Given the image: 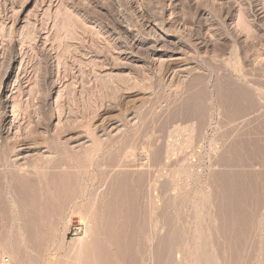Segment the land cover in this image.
<instances>
[{
    "label": "rangeland",
    "instance_id": "rangeland-1",
    "mask_svg": "<svg viewBox=\"0 0 264 264\" xmlns=\"http://www.w3.org/2000/svg\"><path fill=\"white\" fill-rule=\"evenodd\" d=\"M0 170V264H264V0H0Z\"/></svg>",
    "mask_w": 264,
    "mask_h": 264
},
{
    "label": "bare ground",
    "instance_id": "bare-ground-1",
    "mask_svg": "<svg viewBox=\"0 0 264 264\" xmlns=\"http://www.w3.org/2000/svg\"><path fill=\"white\" fill-rule=\"evenodd\" d=\"M73 32H74V31H73ZM65 33H66V32H65ZM62 37H63V36H62ZM64 39H65V37H64ZM77 39H78V38H77ZM33 40H34V39H33ZM69 40H70V39H69ZM72 40H73V39H72ZM74 40H75V39H74ZM79 41H81V40L79 39ZM80 44H81V43H80ZM82 47H83V46H82ZM84 48H85V47H84ZM89 48H90V49H88L89 51H88L87 53H89V54H91V55H92L93 53H96V51L93 50L92 47H89ZM65 51H66V50H65ZM69 52H70V51H69ZM76 52H77V51H76ZM67 54H68V53H67ZM97 54H98V53H97ZM97 54H96V55H97ZM64 55H65V57H66V54H64ZM64 55H63V56H64ZM74 55H75V54H74ZM69 56H70V55H69ZM67 57H68V56H67ZM67 57H66V58H67ZM72 57H73V56H72ZM68 58H69V57H68ZM73 58H74V57H73ZM70 59H71V58H70ZM106 59H107V58H106ZM106 59H105V60H106ZM64 60H65V59H64ZM67 60H68V59H66L65 62H68ZM111 64H112V62H111ZM105 65H108V66H109V65H110V60H109V61L106 60V64H105ZM110 66H111V65H110ZM85 67H86V66H85ZM24 72H25V71H24ZM24 72H23V73H24ZM92 73H93V72H92ZM92 73H90V74H92ZM140 73H141V72H140ZM92 75H93V74H92ZM92 75H90V76H92ZM68 76H69V74H68ZM95 77H96V76H95ZM19 78H20V77H19ZM83 78H84V77H83ZM89 78H90V77H89V75H88V79H89ZM96 78H97V77H96ZM90 79H91V78H90ZM92 79H93V77H92ZM97 79H98V78H97ZM25 80H26V79H25ZM84 80H85V79H84ZM86 81L88 82V80H86ZM89 81H90V80H89ZM91 81H93V80H91ZM109 81H110V80H109ZM111 81H112V83H111V82H107V83H106V86H107L106 88H107V89H110V90L113 89V86H115V84H116V87H117V86H118V87H121L122 90H123V89H124V90H125V89L133 90V89H131V88H134V90H135L136 88L138 89V87L141 86V84H142L141 82H139V83H141L140 85H139V84H136V85L134 84L135 86L138 85V87H135L132 83L130 84V80H129L126 76H125V77H124V76H123V77H121V76H120V77H119V76H116V77H115V76H114V77H112V80H111ZM84 82H85V81H84ZM94 82H96V81L94 80ZM82 83H83V82H82ZM85 83H86V82H85ZM133 83H134V82H133ZM16 84H17V83H16ZM99 84H100V83H99ZM17 85H18V84H17ZM84 85H85V84H84ZM94 85H95V83H94ZM94 85H93V87H94ZM82 86H83V85H82ZM86 86H87V85H86ZM91 86H92V85H90V87H91ZM102 86H103V85H102ZM104 86H105V85H104ZM130 86H132V87H130ZM11 87H12V86H11ZM88 87H89V86H88ZM118 87H117L116 89H118ZM15 88H16V87H15ZM84 88H85V86H84ZM95 89H96V87H95ZM114 89H115V87H114ZM119 89H120V88H119ZM119 89H118V90H119ZM88 90H89V88H88ZM110 90H109V91H110ZM134 90H133V91H134ZM140 90H142V89L140 88ZM143 90H144V89H143ZM109 91H108V92H109ZM120 91H121V90H120ZM138 91H139V90H138ZM84 92H85V91H84ZM91 92L93 93L94 91H91ZM113 92H114V91H113ZM72 93H73V92H72ZM82 93H83V92H82ZM92 93H91V94H92ZM105 93H106V92H105ZM116 93H118V92H116ZM87 94H88V93H87ZM89 94H90V93H89ZM118 94H120V93H118ZM85 95H86V94H85ZM92 95H93V94H92ZM109 95H111V94H109ZM114 95H115V94H114ZM86 96H87V95H86ZM73 97H74V96H72V99H73ZM93 97H94V95H93ZM103 97H104V96H103ZM114 97H115V96H114ZM68 99H69V98H68ZM76 100H77V99H76ZM98 101H99V100H98ZM71 102H72V100H71ZM71 102H70V103H71ZM73 102H74V100H73ZM70 105H71V104H70ZM76 106H77V105H76ZM71 107H74V106H71ZM74 108H75V107H74ZM75 109H77V108H75ZM72 110H73V108H72ZM86 110H87V109H86ZM70 111H71V110H70ZM74 111H75V113H77L76 110H74ZM71 112H73V111H71ZM83 112H84V111H83ZM85 112H86V111H85ZM10 113H11V112H10ZM93 113H94V112H93ZM190 113H191V111H190ZM70 114H71V113H70ZM70 114H69V115H70ZM84 114H85V113H84ZM86 114H87V113H86ZM74 115H76V114H74ZM193 115H194V114H193ZM10 116H11V114H8V117H10ZM72 116H73V114H72ZM76 116H77V115H76ZM76 116H74V117H76ZM85 116H86V115H85ZM85 116H83V117H85ZM87 116H90V115H87ZM70 117H71V116H70ZM74 117H73V118H74ZM78 117H79V116H78ZM83 119H84V118H82V120H83ZM87 119H88V117H87ZM87 119H86V120H87ZM91 120H92V119H88L87 122H88V121H91ZM92 121H93V120H92ZM83 122H84V121H83ZM87 122H86V123H87ZM73 123H74V121L71 122V123L68 121V126H69V125H70V126H69V127L66 126L67 129L65 128L64 131L69 132V131H71L72 129H75L76 127H78V126L75 127ZM75 123H76V122H75ZM88 123H89V122H88ZM91 123H92V122H91ZM72 124H73V125H72ZM78 125H79V124H78ZM90 125H91V124L89 123V126H90ZM91 126H92V125H91ZM78 128H79V127H78ZM82 128H83V127H82ZM89 128H90V127H89ZM89 128H88V129H89ZM88 129H87V130H88ZM61 131L64 132L63 130H61ZM59 134H60V133H59ZM63 134H64V133H63ZM61 135H62V134H61ZM53 136H54V135H53ZM28 139H30V138H28ZM45 140H46V139H45ZM45 140H44V141H45ZM57 140H58V139H57ZM19 144H20V143H19ZM15 145H16V144H15ZM35 147H36V146H35ZM57 147H58V146H57ZM69 150H70V149H69ZM21 170H22V169H21ZM0 171H1V170H0ZM24 172H25V171H24ZM7 179H8V178H7ZM11 185H12V184H11ZM229 190H230V189H229ZM232 190H233V189H232ZM227 191H228V189H227ZM227 191H226V192H227ZM229 192L231 193V191H228V193H229ZM230 196H231V195H230ZM234 209H235V208H234ZM232 211H233V210H232ZM79 223H80V222H79Z\"/></svg>",
    "mask_w": 264,
    "mask_h": 264
},
{
    "label": "crops",
    "instance_id": "crops-1",
    "mask_svg": "<svg viewBox=\"0 0 264 264\" xmlns=\"http://www.w3.org/2000/svg\"><path fill=\"white\" fill-rule=\"evenodd\" d=\"M88 248H89V246H87L84 242H81L78 250L81 253V252L87 250ZM32 259H33V264H45L44 260H41L38 258H37V260H35L34 258L30 257V254H27L26 257H25V255H23L21 259H19L17 256L15 264H32ZM90 264H92V263H90ZM107 264H115V263H114L113 259H109V260H107Z\"/></svg>",
    "mask_w": 264,
    "mask_h": 264
},
{
    "label": "built area",
    "instance_id": "built-area-1",
    "mask_svg": "<svg viewBox=\"0 0 264 264\" xmlns=\"http://www.w3.org/2000/svg\"><path fill=\"white\" fill-rule=\"evenodd\" d=\"M83 229L80 225L74 227V235L79 236L82 235Z\"/></svg>",
    "mask_w": 264,
    "mask_h": 264
}]
</instances>
